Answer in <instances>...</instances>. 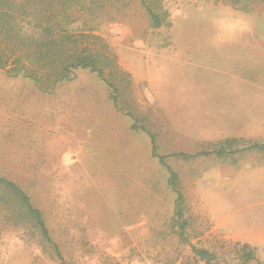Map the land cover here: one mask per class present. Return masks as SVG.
Returning a JSON list of instances; mask_svg holds the SVG:
<instances>
[{"label": "rangeland", "instance_id": "obj_1", "mask_svg": "<svg viewBox=\"0 0 264 264\" xmlns=\"http://www.w3.org/2000/svg\"><path fill=\"white\" fill-rule=\"evenodd\" d=\"M48 15L99 56L105 81L78 70L42 92L0 69V175L60 252L0 189V264H206L172 227L176 190L192 245L264 264V151L248 149L264 144V0H75Z\"/></svg>", "mask_w": 264, "mask_h": 264}, {"label": "trees", "instance_id": "obj_2", "mask_svg": "<svg viewBox=\"0 0 264 264\" xmlns=\"http://www.w3.org/2000/svg\"><path fill=\"white\" fill-rule=\"evenodd\" d=\"M74 1L53 0L55 8L53 7L49 13L57 12L63 15ZM54 3H48V6ZM43 5L42 0H0V69L10 78L32 81L42 92L54 90L63 82L74 80L78 70H90L105 81L97 54L79 44L80 41L73 40L70 33H55L50 29L49 24L44 25V21H53L55 17L49 16V13L46 15ZM147 9L154 25L160 26L161 20L158 15L149 7ZM29 19L31 21H28ZM113 100L117 106V96L114 95ZM152 144L153 153L156 154L157 147L153 136ZM248 149L264 151V144L254 143ZM214 154L224 156L227 152L221 148ZM181 156L194 158L188 154H181ZM160 162L168 168L171 174L170 183L176 190L178 174L165 163L164 157H160ZM0 189H3L1 196L7 201L6 204L4 203L7 213L15 215L18 222L33 225L43 239L60 255L58 245L53 241L47 227L44 213L33 204L25 190L2 175H0ZM176 193L178 197L175 202L172 227L177 236L182 242L189 244L193 254L206 264H218L215 262L214 253L192 245L187 239L185 223L182 221L184 198L179 191L176 190ZM243 249L246 263L256 260V252L253 249L248 246H244Z\"/></svg>", "mask_w": 264, "mask_h": 264}, {"label": "crops", "instance_id": "obj_3", "mask_svg": "<svg viewBox=\"0 0 264 264\" xmlns=\"http://www.w3.org/2000/svg\"><path fill=\"white\" fill-rule=\"evenodd\" d=\"M248 18H250V15H248ZM248 27H249V25H248ZM249 32H251V31H250V28H249ZM253 33H256V32H253Z\"/></svg>", "mask_w": 264, "mask_h": 264}]
</instances>
